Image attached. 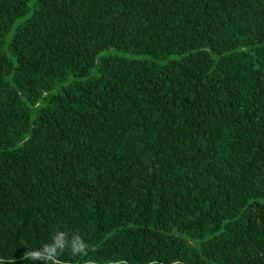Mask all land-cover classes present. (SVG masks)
Masks as SVG:
<instances>
[{
    "label": "trees",
    "instance_id": "1",
    "mask_svg": "<svg viewBox=\"0 0 264 264\" xmlns=\"http://www.w3.org/2000/svg\"><path fill=\"white\" fill-rule=\"evenodd\" d=\"M57 230L264 264V0H0V264Z\"/></svg>",
    "mask_w": 264,
    "mask_h": 264
},
{
    "label": "clouds",
    "instance_id": "2",
    "mask_svg": "<svg viewBox=\"0 0 264 264\" xmlns=\"http://www.w3.org/2000/svg\"><path fill=\"white\" fill-rule=\"evenodd\" d=\"M87 252L85 241L78 235L73 234L71 238L65 231L57 230L52 234L48 242L43 243L27 253V257L33 261L39 260L43 264H58L59 259L65 254L73 256L83 255Z\"/></svg>",
    "mask_w": 264,
    "mask_h": 264
},
{
    "label": "rangeland",
    "instance_id": "3",
    "mask_svg": "<svg viewBox=\"0 0 264 264\" xmlns=\"http://www.w3.org/2000/svg\"><path fill=\"white\" fill-rule=\"evenodd\" d=\"M104 54H111V53H115V54H118V55H124V56H126V57H132V56H128V55H125V54H119V53H116V52H114V50H109V51H105V52H103ZM133 58H136V57H133Z\"/></svg>",
    "mask_w": 264,
    "mask_h": 264
}]
</instances>
